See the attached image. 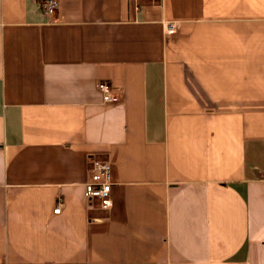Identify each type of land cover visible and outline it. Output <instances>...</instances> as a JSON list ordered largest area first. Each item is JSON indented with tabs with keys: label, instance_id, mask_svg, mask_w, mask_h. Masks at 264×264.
<instances>
[{
	"label": "crops",
	"instance_id": "obj_1",
	"mask_svg": "<svg viewBox=\"0 0 264 264\" xmlns=\"http://www.w3.org/2000/svg\"><path fill=\"white\" fill-rule=\"evenodd\" d=\"M40 2L0 0V264H264V0Z\"/></svg>",
	"mask_w": 264,
	"mask_h": 264
},
{
	"label": "built area",
	"instance_id": "obj_2",
	"mask_svg": "<svg viewBox=\"0 0 264 264\" xmlns=\"http://www.w3.org/2000/svg\"><path fill=\"white\" fill-rule=\"evenodd\" d=\"M41 9L47 15L56 13L59 7V0H41ZM168 31H173V23L166 25ZM98 87L103 93L104 100L109 101L114 98L113 88L110 82L100 80ZM88 170L96 174L99 179L94 180L88 185V200L90 213L94 218L101 217L105 219L113 206L112 182H111V161L103 154H91L88 157ZM63 205V199L59 198L56 213L60 212Z\"/></svg>",
	"mask_w": 264,
	"mask_h": 264
}]
</instances>
